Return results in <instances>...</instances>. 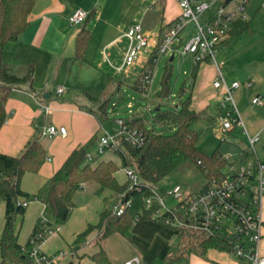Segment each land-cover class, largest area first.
<instances>
[{"label":"crops","instance_id":"1","mask_svg":"<svg viewBox=\"0 0 264 264\" xmlns=\"http://www.w3.org/2000/svg\"><path fill=\"white\" fill-rule=\"evenodd\" d=\"M78 8H83L92 15L90 21L84 23L91 31V39L82 60L76 57L75 40L84 24L77 26L76 30L75 27L69 26V18ZM180 13L178 0H37L28 28L16 42L7 46L4 53V60L11 66L14 74L25 77L32 71V80L13 89L10 94L6 104L8 118L0 130V152L10 156L20 155L31 139L40 137L39 131L43 126H63L67 129V135L52 139L40 138L48 159L38 173H27L23 176L21 188L24 192L36 194L76 148L87 144L99 132L101 125L90 113L89 109L93 104L88 95L104 99L111 95L113 86L118 85L115 75L120 68L113 63V48L117 44L128 43L123 51L125 60L130 45L128 30L136 23H141L147 35L165 32ZM145 61L146 56L143 55L137 64L143 65ZM217 74L218 70L212 63L199 66L194 79L193 93H196L192 101V108L197 112H204L213 101L219 108L223 89L213 86ZM252 76L254 81L249 82L250 86H242L240 83L241 87L234 92V99L236 93L235 102L242 119L243 114H247L252 133L260 134L262 139L264 76L256 71ZM226 82L230 84L227 80ZM59 87L66 89L60 96L56 93ZM258 95L262 97L263 105L252 104V99ZM246 97L249 100L245 99ZM247 133V136H251L248 130ZM99 189L98 184L94 182L84 183L80 191H89L95 196L82 206L76 202V193V208L70 219L58 232L51 235L61 240V248L49 249L51 253L47 254L72 249L70 245L76 237L89 225L98 223L99 214L106 208L104 204L108 198L111 196L116 202L111 191L99 193ZM5 208V202H0V239L5 225ZM44 210L45 206L36 200L26 207L23 216V221L26 220L29 227L26 242L37 221L43 217ZM261 217L264 222V198L261 203ZM131 231L132 241L128 242V246H124L117 264H126L135 258H139V262L133 264L165 263L172 246L170 239L174 235L173 230L162 224L139 219ZM116 235L119 234L110 235L100 242L99 231H93L74 257L82 256L80 264H92L90 256L103 248L113 264H116V259L108 252V243L115 239L113 237ZM24 242L25 240L19 241L21 245H25ZM46 242L47 240L41 245L42 249ZM259 251L264 255V228Z\"/></svg>","mask_w":264,"mask_h":264},{"label":"trees","instance_id":"2","mask_svg":"<svg viewBox=\"0 0 264 264\" xmlns=\"http://www.w3.org/2000/svg\"><path fill=\"white\" fill-rule=\"evenodd\" d=\"M232 1L234 0H223V6ZM36 3L37 0H0V130L8 118L6 104L12 90L32 80V71L25 77L14 74L11 66L4 60V53L7 46L16 42L28 28ZM91 17L92 15L88 16L85 24ZM85 24L75 40L76 57L80 60L84 58L91 39V31ZM250 31V22L247 19L237 20L223 45H227L232 38ZM199 66L195 67L194 79ZM170 75L171 73H168L163 78L158 93L160 97H166L169 93ZM138 81L139 78V85ZM88 98L93 104L89 109L90 113L102 127L107 118L111 95L104 99L91 95H88ZM201 117L202 113L192 108L190 97L175 109L156 111V125L150 124L139 115L123 120L126 126L139 129L146 137V142L140 149L131 147L123 139L111 148L120 157L123 168L133 170L136 174L138 180L134 184L130 180L125 184L119 183L116 178L119 167L113 160H102L96 166L87 161V154L99 141L96 139L97 135L84 146L76 148L61 168L34 195L22 190L21 181L27 173H38L48 159L40 137L31 139L18 156L0 152V202L6 204L5 225L0 239V264H32L27 253L32 248L31 240L39 232L46 233L52 227L63 226L68 222L76 208V193L84 183L94 182L99 185V193L109 190L116 199L119 194L125 193V200H131V204L121 216L114 214L113 209L102 210L98 223L89 225L70 245L74 251L78 252L95 230L100 233V242L113 234H119L131 242L132 227L139 219L155 221L166 226L161 218H154L159 209L156 200L151 209L146 207L145 200L158 194L157 184L189 162L203 174L206 186L214 178L219 179L228 164L219 148L211 155L199 148V133L195 130V124ZM249 156H252V153L248 148L242 150V160H247ZM33 200L45 206L44 214L37 221L27 243L21 245L15 222L18 216H24L26 212L23 203ZM170 229L173 230L177 242L170 247L165 264L191 255L206 257L210 250L227 253L232 250L229 241L220 236L190 226ZM78 258L80 260L82 256L79 255ZM90 260L92 264H113L103 248L91 255ZM68 264L80 263L70 261Z\"/></svg>","mask_w":264,"mask_h":264},{"label":"built area","instance_id":"3","mask_svg":"<svg viewBox=\"0 0 264 264\" xmlns=\"http://www.w3.org/2000/svg\"><path fill=\"white\" fill-rule=\"evenodd\" d=\"M181 13L169 26L167 31L158 34L147 35L141 23H136L127 32L130 45L125 56L123 68L138 63L141 57L146 56L143 71L139 77V86L146 89L152 83L154 69L150 63L156 64L160 56L174 55L180 50L178 45L182 42V33L188 24L194 22L197 26V34L183 47L182 54H188L193 58L195 66L203 63H212L216 66L218 74L213 82L215 88H222L223 94L219 103L220 118L224 131L233 126H242L247 133L245 123L238 110L234 99L235 90L241 87L239 82L228 84L222 73L223 64L216 60V53L223 43L229 38L234 23L239 19H246L240 12L245 8L249 0H243L238 11H227L226 6L217 9L215 15L204 24L199 17L204 14L215 2L208 0H178ZM89 13L83 8H78L69 18V26H82L88 19ZM127 71V69H125ZM250 86V85H248ZM65 87L57 88V95L65 93ZM252 104L263 105L262 97L256 96ZM119 128L115 132H105L98 142V152L102 154L106 148L115 147L120 139H123L131 147L140 149L146 142L142 131L126 126L122 119L117 121ZM248 134V133H247ZM40 138L52 139L56 136H66L67 129L63 126H43L39 131ZM249 150L252 153L253 162L245 166L235 168L229 163L223 169L221 177L214 178L209 184L197 192H186L182 185L176 184L173 188L164 190L165 197L177 201L174 208H168L164 198L159 193L145 200L146 207L151 209L156 200L159 209L154 218H161L170 228L190 226L196 230L214 234L227 239L231 244V252L237 264H264V255L260 254L259 247L263 238L264 222L261 217V203L264 198V161L259 157L256 145L261 140V135L249 136ZM94 160V155L89 152L87 161ZM126 176L132 183L137 182V176L133 170H127ZM84 184H82V188ZM132 187V186H131ZM30 202H24L27 207ZM131 200H125V193L117 196L113 206V212L121 216ZM61 226H55L46 233L39 232L31 240L32 248L28 250L32 264H62L69 257H74L78 252L73 249L60 250L54 254H47L41 250L46 235H52L60 230ZM139 262V258L126 262L133 264Z\"/></svg>","mask_w":264,"mask_h":264},{"label":"rangeland","instance_id":"4","mask_svg":"<svg viewBox=\"0 0 264 264\" xmlns=\"http://www.w3.org/2000/svg\"><path fill=\"white\" fill-rule=\"evenodd\" d=\"M242 1L243 0H234L228 4L225 9L231 12L238 11ZM208 2H212V0H208ZM221 7H223V0H216V2L199 17V21L204 24L209 18L213 17L217 9ZM143 12L144 8L142 14ZM240 15L250 22L251 31L234 37L226 46H221L216 53V60L219 64H223L222 72L230 84L233 80H238L239 83L243 84L242 86H245L250 84L249 82L254 81L252 74L255 71L264 76V0H249L244 10L240 12ZM74 29L76 30L78 28L75 27ZM196 34V24L194 22L188 24L182 33V42L178 45L180 51L175 54L173 62H169L172 54H165L159 57L156 64L150 63L155 74L152 83H149L146 89L137 86L138 75L145 64L140 65L136 63L123 68V51L128 43L126 45L117 44L113 48V52H115L113 63L116 67L120 68L116 71L115 75L116 83H119L113 86L107 118L97 133L96 139H100L106 131L115 132L119 128L117 121L120 119L126 120L135 115H139L150 124L156 125L154 117L157 107H160L162 110H172L177 106L179 107L184 100L190 97L193 101L196 93H193L194 71L196 66L190 55L182 54L181 52L187 42ZM125 69H127V71H125ZM168 73H171L168 82L169 93L166 97H160L158 93L161 90L163 78ZM235 99L237 101L236 93ZM245 99L249 100L247 97ZM243 119L249 134L251 133V136L255 135L252 133L247 114H243ZM156 127L158 130L160 129L158 126ZM195 130L199 133L198 146L204 153L211 155L219 148L223 156L228 160V163L235 168H240L254 161L253 156H249L247 160L241 159L242 150L249 148L248 136L242 126L235 125L232 129L224 131L219 108L215 101L204 109L202 117L195 124ZM260 141L261 142L256 145V149L261 160H264V138ZM90 152L94 155V160L90 162L93 166H96L102 160L115 161L119 167L116 173L117 180L120 184L127 183V169L123 168L120 157L114 151L106 148L104 152L100 154L98 152V143H96L90 149ZM176 184L182 185L186 192L197 193L204 188L206 179L194 165L187 162L174 173L162 179L157 184L156 188L158 193L162 197H165L163 191L173 188ZM77 193L76 202L78 205L82 206L95 196L94 193L89 191L85 193L79 190ZM112 200L110 196L104 206L112 209L115 203L114 200ZM164 200L168 208H174L177 205V201L173 198L165 197ZM23 219V216H18L15 227L19 233V241L23 242L25 240L24 243H27L26 240L29 227L26 224V220L23 221ZM113 238L115 239H111L108 243V252L112 255V258L114 257L116 259L117 264L119 261L117 260L118 257L120 254H123L124 246H128L129 243L120 235H116ZM45 240H47L45 243L46 246L43 247V249L41 246L43 252L51 253L49 249L61 248L62 243L60 239L51 237V235H46ZM176 242L177 238L173 235L170 239V244L173 245L176 244ZM47 246L48 249H46ZM130 248L132 247L130 246ZM69 261L77 262L79 258H66L62 264H67ZM169 264H237V261L235 257L225 251L211 250L206 257L193 255L191 257H184L172 261Z\"/></svg>","mask_w":264,"mask_h":264},{"label":"water","instance_id":"5","mask_svg":"<svg viewBox=\"0 0 264 264\" xmlns=\"http://www.w3.org/2000/svg\"><path fill=\"white\" fill-rule=\"evenodd\" d=\"M173 60H174V55L171 56V58H170V62H173ZM160 109H161L160 107H157V108H156V111H159Z\"/></svg>","mask_w":264,"mask_h":264}]
</instances>
